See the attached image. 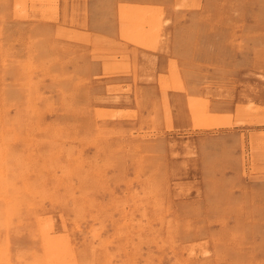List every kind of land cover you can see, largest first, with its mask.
I'll return each instance as SVG.
<instances>
[{
    "label": "rangeland",
    "instance_id": "1",
    "mask_svg": "<svg viewBox=\"0 0 264 264\" xmlns=\"http://www.w3.org/2000/svg\"><path fill=\"white\" fill-rule=\"evenodd\" d=\"M263 109L264 0H0V264H264Z\"/></svg>",
    "mask_w": 264,
    "mask_h": 264
},
{
    "label": "bare ground",
    "instance_id": "2",
    "mask_svg": "<svg viewBox=\"0 0 264 264\" xmlns=\"http://www.w3.org/2000/svg\"><path fill=\"white\" fill-rule=\"evenodd\" d=\"M70 15H71V14H70ZM77 15H78V14H77ZM65 16H66V15H65ZM71 16H72V15H71ZM74 16H75V15H74ZM69 17H70V16H68V18H69ZM72 17H73V16H72ZM72 17H71L70 19H72ZM68 18H67V19H68ZM73 18H74V17H73ZM77 18H78V17H77ZM5 19H6V18H5ZM67 21H68V20H67ZM70 21H71V20H70ZM73 21H75V20H73ZM55 33H56V32H55ZM55 33H53V34H55ZM1 35H2V34H1ZM72 36H73V35H72ZM12 37H13V36H12ZM13 39H14V38H13ZM72 39H74V38H72ZM72 39H71V40H72ZM23 40H25V39H23ZM25 41H26V40H25ZM64 48H66V47H64ZM67 48L69 49L70 47H67ZM70 49H71V48H70ZM72 49H73V48H72ZM25 51H26V50H25ZM66 59H68V58H66ZM29 69H30V68H29ZM70 69H71V68H70ZM33 77H34V76H33ZM46 79H47V78H46ZM51 79H52V78H51ZM45 90H46V89H45ZM57 90H58V89H57ZM60 93H61V92H60ZM55 95H56V94H55ZM64 96H65V95H64ZM127 106H129V105H126V107H127ZM11 109H12V108H11ZM21 109H22V108H21ZM119 109H120V108H119ZM127 109H128V108H127ZM127 109H126V110H127ZM133 109H135V108H133ZM136 109H137V108H136ZM254 109H256V108H254ZM258 109H260V108H258ZM97 110H98V109H97ZM100 110H101V109H100ZM263 110H264V109H263ZM9 111H10V110H9ZM105 111H106V110H105ZM105 111H104V112H105ZM128 111H129V110H128ZM259 111H260V110H259ZM11 112H12V111H11ZM122 112H123V111H121V113H122ZM124 112H125V111H124ZM134 112H135V111H134ZM134 112H133V113H134ZM102 113H103V111L101 112V114H102ZM131 113H132V111H131ZM131 113H130V114H131ZM21 114H22V113H21ZM23 114H24V113H23ZM101 114H100V115H101ZM106 114H107V113H106ZM125 114L127 115L126 112H125ZM113 115H114V114H113ZM116 115H117V114H116ZM4 116H5V115H4ZM46 116H47V115H46ZM124 116H125V115H124ZM111 117H112V116H111ZM116 117H117V116H116ZM106 118H107V117H106ZM112 118H113V117H112ZM195 118H198V117L195 116ZM98 120H99V119H98ZM258 121L261 122V121H264V120H258ZM47 122H48V121H47ZM122 127H123V126H122ZM125 127H126V126H125ZM129 127H130V126H129ZM129 127H128V128H129ZM131 128H132V127H131ZM137 128H138V127H137ZM126 129H127V128H126ZM48 130H49V129H48ZM130 130H131V129H130ZM133 130H134V129H133ZM123 131H124V130H123ZM126 132H128V131H126ZM122 135H123V134H122ZM127 135H128V134H127ZM127 135H126V136H127ZM113 136H114V135H113ZM113 136H112V137H113ZM115 136H117V135H115ZM115 136H114V137H115ZM128 136H129V135H128ZM118 137H119V136H118ZM32 139H33V138H32ZM186 139H187V138H186ZM122 141H123V140H122ZM186 141H187V140H186ZM112 142H113V141H112ZM258 142H259V141H258ZM185 143H186V142H185ZM172 144H173V143H172ZM259 144H260V143H259ZM259 144H258V145H259ZM262 144H263V143H262ZM123 145H124V144H123ZM92 147H93V146H92ZM36 148H37V146H36ZM39 148H40V147H39ZM39 148H38V149H39ZM94 148H95V147H94ZM84 151H85V150H84ZM119 152H120V151H119ZM68 153H69V152H68ZM100 154H101V153H100ZM145 155H147V154H145ZM46 160H47V159H45V161H46ZM136 160H137V159H136ZM100 161H101V160H100ZM128 161L130 162V160H128ZM86 164H87V163H86ZM86 164H85V165H86ZM32 165H33V164H32ZM144 165H145V164H144ZM87 166H88V165H87ZM8 168H11V167H8ZM85 168H86V167H85ZM109 168H110V167H109ZM111 168H112V167H111ZM8 171H10V170H8ZM125 172H127V171H125ZM129 172H130V171H129ZM127 173H128V172H127ZM109 174H110V173H109ZM8 175H9V173H8ZM102 176H104V174H103ZM142 176H143V175H142ZM53 178H54V177H53ZM112 178H113V177H112ZM142 178H143V177H142ZM74 179H75V178H74ZM110 179H111V178H110ZM107 180H108V179H107ZM16 181H18V180H16ZM79 181H80V180H79ZM139 181H140V180H139ZM111 182H112V181H111ZM133 182H135V181H133ZM175 182H176V181H175ZM121 184H122V183H121ZM139 184H140V183H139ZM143 184H144V183H143ZM162 184H163V183H162ZM18 185H19V183H18ZM108 185H109V184H108ZM116 185H117V184H116ZM123 185H124V184H123ZM134 186H135V185H134ZM39 187H40V186H39ZM164 187H165V186H164ZM10 188H11V186H10ZM10 188H9V189H10ZM62 189H63V188H62ZM134 189H135V188H134ZM76 191H77V190H76ZM101 191H102V190H101ZM140 191H141V190H140ZM106 192H107V191H106ZM142 192H143V191H142ZM23 193H24V192H23ZM23 193H22V194H23ZM89 193H92V192H89ZM25 194H26V193H25ZM86 194H87V193H86ZM103 194H104V193H103ZM103 194H102V195H103ZM77 195H78V194H77ZM106 195H108V194H106ZM104 198H105V197H104ZM70 199H72V198L70 197ZM12 201H13V199H12ZM17 201H18V200H17ZM17 201H16L15 203H17ZM118 201H119V200H118ZM18 202H19V201H18ZM21 202H22V201H21ZM169 203H170V201H169ZM216 203H217V202H216ZM218 203H219V202H218ZM127 204H128V203H127ZM130 204H131V203H130ZM22 205H23V203H22ZM126 206H127V205H126ZM130 206H131V205H130ZM140 207H141V206H140ZM21 208H24V207H21ZM30 208H31V207H30ZM111 208H112V207H111ZM108 209H110V208H108ZM129 209H130V208H129ZM95 213H96V212H95ZM83 214H84V213H83ZM138 214H139V213H138ZM170 214H171V213H170ZM113 215H115V214H113ZM168 215H169V214H168ZM169 216H170V215H169ZM171 216H172V214H171ZM232 216H233V215H232ZM127 217H128V216H127ZM15 218H16V217H15ZM31 218H32V217H31ZM137 218H138V217H137ZM152 218H153V217H152ZM91 219H93V218H91ZM115 219H116V218H115ZM138 219H139V218H138ZM142 219H143V218H142ZM176 219H177V218H176ZM14 220H15V219H14ZM119 220H121V218H120ZM177 220H178V219H177ZM181 220H182V219H181ZM233 220H234V219H233ZM54 221H55V220H54ZM127 221H128V220H127ZM182 221H183V220H182ZM50 222H51V221H50ZM84 222H85V221H84ZM98 222H99V221H98ZM158 222H159V221H158ZM173 222H174V221H173ZM196 222H197V221H196ZM196 222H195V223H196ZM89 223H90V222H89ZM99 223H100V222H99ZM90 224H92V223H90ZM107 224H108V223H107ZM155 224H156V223H155ZM157 224H158V223H157ZM207 224H208V223H207ZM207 224H206V226H207ZM229 224H230V223H229ZM185 225H186V223H185ZM227 225H228V224H227ZM134 226H135V225H134ZM153 226H154V224H153ZM174 226H175V225H174ZM183 226H184V225L182 224V228L185 227V226H184V227H183ZM188 226H189V225H188ZM210 227H211V226H210ZM218 227H219V226H218ZM221 227H222V226H221ZM221 227H220V228H221ZM163 228H164V227H163ZM173 228H174V227H173ZM182 228H181V230H182ZM186 228H187V227H186ZM196 228H197V227H196ZM252 228H253V227H252ZM94 229H95V228H94ZM112 229H113V228H112ZM147 229H148V228H147ZM206 229H207V228H206ZM104 230H105V229H104ZM211 230H212V229H211ZM182 231H183V230H182ZM184 231H185V230H184ZM186 231H187V230H186ZM194 231H195V230H194ZM103 232H104V231H103ZM187 232H188V231H187ZM49 233H50V232H49ZM150 233H152V232H150ZM199 233H200V232H199ZM83 234H84V233H83ZM104 234H105V233H104ZM145 234H146V233H145ZM183 234H184V232H183ZM110 235H111V234H110ZM174 235H175V234H174ZM85 236H86V235H85ZM87 236H88V235H87ZM87 236H86V237H87ZM150 237H151V236H150ZM177 237H178V236H177ZM93 239H94V238H93ZM178 239H179V238H178ZM84 240H85V239H84ZM159 240H160V239H159ZM81 241H82V240H81ZM201 241H202V240H201ZM112 242H113V241H112ZM159 242H160V241H159ZM166 244H167V243H166ZM171 244H173V243H171ZM177 244H178V243H177ZM35 245H36V244H35ZM105 245H106V244H105ZM142 246H143V245H142ZM152 246H153V245H152ZM164 246H165V245H164ZM172 246H173V245H172ZM176 246H177V245H176ZM176 246H175V247H176ZM231 246H232V245H231ZM144 247H145V246H144ZM149 247H150V246H149ZM207 247H209V246H207ZM247 247H248V246H247ZM259 247H260V246H259ZM96 248H97V247H96ZM166 248H167V245H166ZM178 248H179V247H178ZM240 248H243V247H240ZM244 248H245V247H244ZM79 249H80V248H79ZM100 249H101V248H100ZM144 249H145V248H144ZM163 249H165V248H163ZM246 249H247V248H246ZM22 250H23V249H22ZM169 250H170V249H169ZM23 251H24V250H23ZM23 251H22V252H23ZM146 251H147V250H146ZM154 251H155V250H154ZM159 251H160V250H159ZM230 251H231V250H230ZM38 252H41V251H38ZM245 252H246V251H245ZM20 253H21V252H20ZM24 253H25V251H24ZM168 253H169V252H168ZM117 254L119 255V253H117ZM164 254H167V253H164ZM22 255H23V254H22ZM28 255H29V254H28ZM149 255H150V254H149ZM206 255H207V254H206ZM210 255H211V254H210ZM116 256H117V255H116ZM152 256H153V255H152ZM138 257H139V256H138ZM145 257H146V256H145ZM165 257H166V256H165ZM204 257H205V256H204ZM168 258H169V256H168ZM173 258H174V257H173ZM196 258H197V257H196ZM213 258H214V257H213ZM155 259H157V258H155ZM170 259H171V258H170ZM26 260H27V259H26ZM117 260H118V259H117ZM141 260H142V259H141ZM143 260H144V259H143ZM204 260H205V259H204ZM212 260H213V259H212ZM215 261H216V260H215ZM22 262H23V260H22ZM101 262H102V261H101ZM136 262H137V261H136ZM222 262H223V261H222ZM225 262H226V261H225ZM144 263H145V261H144ZM174 263H175V262H174ZM150 264H151V263H150ZM215 264H216V263H215Z\"/></svg>",
    "mask_w": 264,
    "mask_h": 264
}]
</instances>
